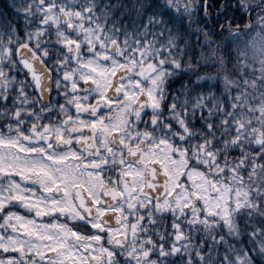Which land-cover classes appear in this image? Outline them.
I'll use <instances>...</instances> for the list:
<instances>
[{
    "label": "snow or ice",
    "instance_id": "6c2138e0",
    "mask_svg": "<svg viewBox=\"0 0 264 264\" xmlns=\"http://www.w3.org/2000/svg\"><path fill=\"white\" fill-rule=\"evenodd\" d=\"M0 264H264V0H5Z\"/></svg>",
    "mask_w": 264,
    "mask_h": 264
},
{
    "label": "clouds",
    "instance_id": "9594fccd",
    "mask_svg": "<svg viewBox=\"0 0 264 264\" xmlns=\"http://www.w3.org/2000/svg\"><path fill=\"white\" fill-rule=\"evenodd\" d=\"M241 47H243V39L241 40ZM248 59L249 61L252 59V54L250 52L248 53Z\"/></svg>",
    "mask_w": 264,
    "mask_h": 264
},
{
    "label": "trees",
    "instance_id": "16d2710c",
    "mask_svg": "<svg viewBox=\"0 0 264 264\" xmlns=\"http://www.w3.org/2000/svg\"><path fill=\"white\" fill-rule=\"evenodd\" d=\"M4 3H5V0H0V7H3Z\"/></svg>",
    "mask_w": 264,
    "mask_h": 264
}]
</instances>
